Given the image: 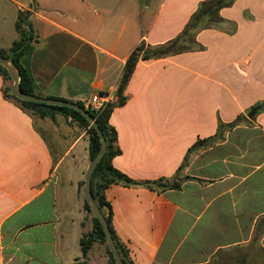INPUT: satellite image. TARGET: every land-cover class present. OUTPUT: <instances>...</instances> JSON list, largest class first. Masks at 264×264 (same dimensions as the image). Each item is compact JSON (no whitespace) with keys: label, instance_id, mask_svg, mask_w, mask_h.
Segmentation results:
<instances>
[{"label":"crops","instance_id":"1","mask_svg":"<svg viewBox=\"0 0 264 264\" xmlns=\"http://www.w3.org/2000/svg\"><path fill=\"white\" fill-rule=\"evenodd\" d=\"M205 8L191 46L152 54ZM19 12L35 34L19 63L42 98L116 103L144 49L109 119L113 166L153 185L105 192L130 264H264V0H0V51L19 39ZM12 84L0 73V264H112L98 239L82 251L94 232L81 187L89 126L59 107L32 111ZM181 172L179 188L155 184ZM193 216L206 221L180 252L173 240Z\"/></svg>","mask_w":264,"mask_h":264},{"label":"trees","instance_id":"2","mask_svg":"<svg viewBox=\"0 0 264 264\" xmlns=\"http://www.w3.org/2000/svg\"><path fill=\"white\" fill-rule=\"evenodd\" d=\"M207 13V9L201 10L196 16L193 21L189 24L187 29H185L184 33L185 34L188 30L191 28L196 27L198 20L202 15ZM28 16L29 12H19L18 18L15 23V28L17 32L19 33V39L15 41L12 45V47L9 49L8 52L0 51V55L5 57V58H12L16 64V66L19 69L20 72V89L22 90L23 93L29 94V95H35L32 89L31 81L29 79V76L27 72L24 70V68L20 65L19 63V58L25 51V49L29 46V44L34 40L35 34L34 30L32 29L30 23L28 22ZM174 42V41H173ZM173 42H170L168 44H171ZM167 44V45H168ZM143 48L142 46L136 48L131 55L129 56L127 63L124 67L120 83L118 85L117 89V96H118V102L116 103H108L105 108H103L100 111H95L90 108H87V110L93 115L95 121L98 123L100 129L102 130L105 139H106V151L101 158V160L98 162L97 166L94 168L91 176V183H90V190L91 193L95 199L96 204L104 214V217L106 219V222L109 226V229L111 231V234L113 236V239L115 241L116 247L118 249V252L121 256V259L124 264H130L128 260V252L126 248L121 244L119 241L115 230L112 225V218H113V213H112V208L110 203L106 199L105 192L106 190L113 184H121L126 187H132L136 185H143L148 188L153 189V185L151 183H143L139 184L129 178L127 175L119 171L113 166L112 160L113 158L120 153V150L116 147V131L114 128H112L109 125V119L111 116V113L114 109V107L118 104H122L124 102V97H123V92L125 90V87L134 71L136 62L142 52ZM147 53V51H146ZM161 53V50L153 51L154 56H158ZM171 53H175L172 51ZM167 54V53H165ZM148 54H144V57H149ZM0 73H2L7 79L11 80V76L8 72V70L0 65ZM17 100H19L24 106L27 108L31 109L34 112H38L35 109L36 104L33 102H28V101H22L18 99L15 95H13ZM80 106L84 107L85 106L82 103H79ZM63 112L67 114H71L74 118L79 120L82 124L85 126H89V134H90V157L91 161L94 159L96 154L98 153L101 143H100V138L95 130V128L90 124V122L87 120L85 116H83L80 112L66 108V107H59ZM41 114H44V111L39 112ZM159 182L155 183L158 184ZM85 181L81 183V187H84ZM179 184H175L172 187L179 188ZM170 186L164 185V188H167ZM85 208L89 212L92 213L90 210V207L85 200ZM93 214V213H92ZM93 226H94V232L93 234H90L88 236H85L81 239V245H82V251L83 255L86 256L87 252L92 244V242L95 239H98L100 242L104 243L107 245V253L110 258V261L112 264H116L115 259L113 257V254L107 244L106 236L104 234L103 228L99 222V220L94 216L93 214Z\"/></svg>","mask_w":264,"mask_h":264},{"label":"water","instance_id":"3","mask_svg":"<svg viewBox=\"0 0 264 264\" xmlns=\"http://www.w3.org/2000/svg\"><path fill=\"white\" fill-rule=\"evenodd\" d=\"M0 65L4 66L8 70L11 76L12 82H13L11 86V92L18 99L22 101H28V102L35 103L36 110L46 111L50 116H53V113L56 107H66V108L76 110L80 112L83 116H85L87 120L90 122V124L97 131L99 138H100L101 146H100L98 153L96 154L94 159L91 161L87 169L86 176H85L84 196H85V200L87 201L90 207V210L92 211L94 216L99 220L103 228L104 234L106 236L107 244L113 254L116 264H124L118 252V249L116 247L115 241L113 239L109 226L106 222L104 214L102 213V211L96 204L95 199L90 190L92 172L94 168L97 166L98 162L103 157L106 151V146H107L105 136L102 130L100 129L98 123L95 121L93 115L87 110V108H84L77 103L68 102L64 100H58V99H52V98H42L36 95H29V94L23 93L19 85L20 84V72L14 60L12 58H5L0 55ZM257 110L258 108H254L250 112L249 117H253L254 114L257 112Z\"/></svg>","mask_w":264,"mask_h":264},{"label":"rangeland","instance_id":"4","mask_svg":"<svg viewBox=\"0 0 264 264\" xmlns=\"http://www.w3.org/2000/svg\"><path fill=\"white\" fill-rule=\"evenodd\" d=\"M212 14L209 13L207 15L208 20H203L201 21V24L199 27L205 26L207 24L210 23L211 18H212ZM195 30L194 29H190L189 31H187L185 34V36L180 40L177 39L175 40L173 43L165 45L163 47H157L152 49L153 51H157V50H161V53L159 55H166L167 54H171L172 51L174 52H178L181 51L189 46H191L193 44V35H194ZM143 48V47H142ZM144 50V49H143ZM147 50H145L146 52ZM207 148L206 144L204 146H201L200 148ZM178 181L174 180V181H169L167 183L162 182V183H158V185L161 188H164V185L170 186L172 187L175 184H181L184 180L188 179L187 176L184 175L183 172H181L179 174V176L177 177ZM180 187V186H179ZM215 208V202L213 203V205L211 206V209ZM210 210V209H209ZM197 216V214H196ZM206 221V219L203 218H196V217H191L188 221V226L182 230V232L180 233V235L178 236V238L176 239L177 236H175L173 243L174 246H179L180 245V252H184V250H186V248H188L189 246L195 245L199 239L200 236V232L202 229V225L204 224V222ZM176 239V241H175ZM215 243V241H212ZM215 264V263H212Z\"/></svg>","mask_w":264,"mask_h":264},{"label":"built area","instance_id":"5","mask_svg":"<svg viewBox=\"0 0 264 264\" xmlns=\"http://www.w3.org/2000/svg\"><path fill=\"white\" fill-rule=\"evenodd\" d=\"M110 95L107 93H99L94 96H92L88 101H87V107L95 111H100L103 108L106 107L108 103H110Z\"/></svg>","mask_w":264,"mask_h":264}]
</instances>
